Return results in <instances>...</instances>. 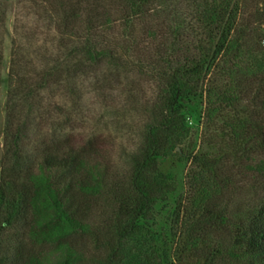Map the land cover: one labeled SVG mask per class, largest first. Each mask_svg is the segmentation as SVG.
Listing matches in <instances>:
<instances>
[{
	"label": "trees",
	"instance_id": "16d2710c",
	"mask_svg": "<svg viewBox=\"0 0 264 264\" xmlns=\"http://www.w3.org/2000/svg\"><path fill=\"white\" fill-rule=\"evenodd\" d=\"M34 2L57 32L47 46L37 31L15 26L0 170V264H79L83 254L73 237L90 231L91 200L101 196L114 204L108 264H127L118 260L123 241L171 191L160 159L177 151L190 130L187 105L203 94L211 115L223 106L236 109L229 126L237 144L223 159L201 158L215 174L193 176L185 244L202 264H264V193L240 205L232 199L235 174L264 178V0ZM147 20L145 40L136 41L135 23ZM19 38L34 44L25 50ZM120 50L148 68L156 91L142 142L119 177L103 162L97 136L78 137L67 124L54 128L43 92L61 88L77 102L82 77L102 62L118 68ZM18 226L48 250L13 246Z\"/></svg>",
	"mask_w": 264,
	"mask_h": 264
},
{
	"label": "rangeland",
	"instance_id": "374dc122",
	"mask_svg": "<svg viewBox=\"0 0 264 264\" xmlns=\"http://www.w3.org/2000/svg\"><path fill=\"white\" fill-rule=\"evenodd\" d=\"M35 4L34 0H0V10L5 12L0 19V45L3 54L0 68V170L3 163L10 62L13 42L17 39L15 26L18 24L37 31L41 44L42 41L46 43L47 39L53 38L57 32L55 24L53 26ZM147 22L148 20L135 23L136 41L145 40L143 28ZM25 40L19 38L23 48L29 50L34 42L32 40L30 44H26ZM50 46L53 47L51 44ZM120 54L123 61L118 68L102 62L94 66L93 70L96 71L82 77L79 85L81 97L77 102L61 88L51 91V87H48L43 92L45 107L50 106L54 110V128L62 130L67 124L74 126L78 137L88 139L97 136L104 149L101 157L103 162L119 177L127 175L133 154L142 142L145 123L149 119L147 105L156 91V83L148 68L136 65V56L124 54L122 50ZM32 60L33 67H39V59L33 57ZM210 76L206 78L207 83L211 80ZM100 83L104 88H101ZM61 109L62 112H59ZM186 111L189 132L177 151L160 159V170L168 179L171 191L154 205L148 216L141 219L137 233L126 242L123 241L124 249L118 258L122 263L202 264V260L185 244V207L191 204L195 193L191 185L193 176L201 173L213 177L215 174L204 170L201 158L217 156L223 159L235 150L237 142L230 134L229 123L238 113L236 109L223 106L211 115L206 94L188 103ZM230 166L232 163H227L224 171L227 172ZM239 170L240 167H236L234 171L238 173ZM221 171H218L219 175L225 176ZM234 184V205L254 202L264 193V178L260 175L245 177L235 174ZM113 207L109 196L91 200L87 220L91 229L88 233H79L73 237L75 246L83 254L79 264H108L112 247L107 239L111 237L110 224L112 225L113 220L110 217ZM11 232L14 233L11 242L13 246L24 245L30 251L48 250L47 246L40 247L31 243L20 226L13 228ZM111 240L117 243V236Z\"/></svg>",
	"mask_w": 264,
	"mask_h": 264
}]
</instances>
